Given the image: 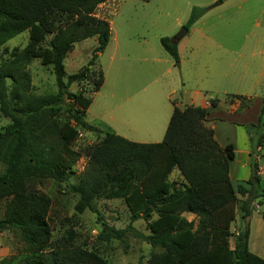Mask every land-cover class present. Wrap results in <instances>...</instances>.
I'll list each match as a JSON object with an SVG mask.
<instances>
[{"label":"trees","instance_id":"trees-1","mask_svg":"<svg viewBox=\"0 0 264 264\" xmlns=\"http://www.w3.org/2000/svg\"><path fill=\"white\" fill-rule=\"evenodd\" d=\"M108 1L0 0V114L11 122L0 129V163L5 166L0 173V204L6 202L0 233L7 228L19 230L28 251L23 264H110L83 248L49 249L52 230L45 216L48 196L33 184L54 181L78 197L76 212L90 211L97 216L102 226L98 241H124L130 232L150 247L161 249L147 264H264V259L250 250L249 227L238 233L234 249L229 242L239 196L243 198L240 212L250 215L258 201L264 221V182L254 162L248 180L236 184L231 180L236 148L218 143L214 130L205 125L209 117L205 108L180 107L174 100L164 139L156 144L131 142L86 121L92 96L87 97L84 89L77 94L69 89L74 83L93 78L100 54L111 41L108 20L96 14ZM204 14L205 9L194 8L185 27L190 30ZM27 31L53 33L50 52L44 55L34 37L23 49L4 48ZM92 38L98 41L92 58L79 72L68 76L66 58L76 44ZM160 42L178 63V41L164 37ZM38 58L53 67L56 94L31 93L28 67ZM104 82L102 70L93 95ZM234 97L243 99L245 108L252 104L247 97ZM211 104L217 107L219 101L212 100ZM245 127L254 156L264 147V95L258 122ZM77 129L99 139L90 148L86 168L79 175L76 165L81 154L70 144ZM76 176L77 181L71 183ZM112 200H123L128 208L130 224L126 229L110 226L95 204ZM184 213L194 214L198 225L188 221ZM141 219L147 223V236L133 226ZM68 241H74L73 234Z\"/></svg>","mask_w":264,"mask_h":264},{"label":"rangeland","instance_id":"rangeland-1","mask_svg":"<svg viewBox=\"0 0 264 264\" xmlns=\"http://www.w3.org/2000/svg\"><path fill=\"white\" fill-rule=\"evenodd\" d=\"M194 8L205 9V14L188 31L190 33L178 41L181 51L187 45V49L182 53L186 62L180 68L182 58L180 57V61L176 63L165 52L160 40L164 37L175 39L187 24ZM96 14L99 17L98 10ZM100 18L108 20L105 16ZM111 20H113L112 32L118 35L119 47L115 50V43L112 41L105 52L100 54L98 68H95L93 78L89 82L74 83L69 89L75 94L84 89L87 97L92 96L94 104L86 114L88 122L100 123L95 117L104 97L103 93L93 95V91L95 80H98L102 70L108 77L106 90L116 91L120 88L129 91L131 78L134 80L137 78L139 81L137 84H147L148 77L145 78L143 72L150 70L151 67L155 68L154 75H157L158 81L150 85L147 90L155 86H172L175 82L179 83L183 76L187 88L199 90V94L193 97L197 105H200L203 99L222 100L226 95L224 89H233L225 86L220 74L228 71L229 81L236 80L241 75L249 78V84L243 90L245 94L238 95L249 97L247 99L251 102L263 98L264 0H122ZM53 36V33L37 34L34 31H27L10 40L4 48L23 49L34 37L38 40L39 48L46 55L50 52L49 43ZM97 47V38L76 44L73 52L65 60L67 75L75 74L85 67ZM145 58L148 61H143ZM230 63H233L232 67H229ZM169 70L171 72H168ZM28 72L32 79L33 95L47 96L58 92L53 67L44 58L35 59L28 67ZM142 85L135 87L140 90ZM232 94L236 93L230 92V95ZM119 98L121 96L118 94L117 102ZM110 103L113 107L114 103ZM225 104L245 108V101L235 98L234 95L227 97ZM131 109L130 103L127 102L120 110H116L115 115L123 111L126 116ZM254 114L253 111H248L240 119L253 123L257 119ZM119 116L123 118L121 114ZM171 116L172 112L169 110L160 135H157L160 139L158 143L164 139ZM127 121H130L129 118ZM110 122L115 125L113 121ZM10 123L9 119L0 114V129ZM124 124L123 129L118 128L119 132L126 133L133 142L140 143L138 141L143 140L144 132L139 130H136V133L131 132L129 124ZM79 130L75 131L70 142L71 146L81 154L76 165L78 175L86 168L90 148L99 140L96 135L84 131L80 133ZM217 131L221 144L228 141L239 151L240 155L231 163V169L233 171L239 169L240 173H244L243 164L247 161L246 172L240 178H233V182L236 184L248 180L251 175L250 165L253 162L257 164L258 175L264 182V147L258 154L249 155L246 160L245 142L241 130L221 124L217 126ZM243 132L250 137L246 127ZM252 133H255V129H252ZM240 168H243V171ZM4 170L5 166L0 163V173ZM76 181L77 176L70 179L71 183ZM33 187L48 196L45 216L52 230L50 250L65 247L83 248L98 253L110 264H147L154 254L162 252L159 248L150 247L142 239L135 238L130 232L126 233L124 241L112 240L106 243L98 241L102 228L100 221L90 211L84 214L75 211L78 197L70 193L64 184L46 181L36 182ZM242 202L243 198L239 196L236 219L230 228L232 232V237L229 239L230 249H234L238 233L249 227L250 250L264 259V221L261 217L263 207L257 201L251 207V214L246 215L239 209ZM95 204L110 226L116 229H126L129 226L130 214L123 200L97 201ZM5 205L6 202L0 204V219L5 215ZM184 216L188 221H194L195 225H198V218L194 214H184ZM133 226L143 236L150 234L147 223L142 219ZM70 234L74 235L72 243L68 241ZM27 256L28 251L19 230L7 228L0 233V264H23Z\"/></svg>","mask_w":264,"mask_h":264},{"label":"crops","instance_id":"crops-1","mask_svg":"<svg viewBox=\"0 0 264 264\" xmlns=\"http://www.w3.org/2000/svg\"><path fill=\"white\" fill-rule=\"evenodd\" d=\"M122 4V0H110L104 4H101L98 8L99 17L105 16L108 18V22L111 26V30L113 29V20L111 18L113 17V13L120 7ZM196 24V23H195ZM195 28V27H194ZM190 33V32H189ZM188 33V34H189ZM115 43V50L119 47V40L118 35L115 32H112L111 41L108 45L110 46L111 42ZM178 45V52L179 57L182 58V63L180 64V68L184 65L186 62L185 59L182 57V53L187 49V45L184 47V49L181 51V48ZM143 61H148V59H144ZM233 63H230L229 67H232ZM155 68L151 67L150 70H145L143 72V76L148 77L147 78V84L142 85L141 83H138V79H130V89L129 91L120 88L119 90H106L107 80L108 77H106L105 74V82L101 88V90L96 93L97 95H101L103 93L104 101L101 105V108L99 112L96 114V120H99L100 123H89L93 125H97L101 128H103L106 131H111L131 142H133L132 139H130L126 133L119 132V129H123V124L126 125V123L130 126V131L136 133V130H139L141 132H144L143 140L138 141L141 144H156L160 142V139H158L157 135H160L161 129L163 128V124L165 121V118L167 117L169 110L173 113V105L172 102L174 100L179 102L180 107H186L190 105L199 106L201 108H205L209 112L208 121L205 123V125L209 126L211 129L214 130L215 133V139L218 141V143L225 147L229 143L228 141L225 144H221L218 139V131L217 126L221 124H227L231 128L240 129L243 134V139L245 142V156L246 160L251 155V146L249 142V136L243 132L244 126L247 124H250L251 122L242 121L240 117H242L244 114H246L248 111H253L256 120H254V124L258 122L260 112L263 105V98H258L257 100H253L252 104L248 108H240V106H234L232 104H225L227 102V97L238 95V94H245L243 92L244 89H246L247 85L249 84V78L245 77L244 75H241L236 80L230 79V81L227 79L230 74L228 71L221 72L222 81L225 83V86H228L233 89H224L225 97L221 100L219 98H210L208 100H202L200 105H197V103L194 102L193 97L197 96L199 94L198 89H189L187 88V84L185 83V79L182 76L180 79V82H175L172 84V86H155L151 90H147L148 87L154 83H157L158 78L157 75H154ZM168 72H171L170 70ZM141 81V80H140ZM234 81V82H233ZM138 85H142L140 87V90H137L136 87ZM136 86V87H135ZM137 90V91H136ZM104 91V92H103ZM230 92H235L236 94L230 95ZM118 94L121 96L119 98V101H116V98L118 97ZM243 96V95H239ZM249 98V97H247ZM252 98V97H250ZM212 100H218L219 105L217 107H213L211 104ZM114 103V106L112 107ZM129 102L130 107L132 108L128 115L124 116V112H120V114L123 116L120 117L118 114L115 115L116 110H120L121 107ZM94 104V100L92 101V104L87 112L90 111L92 105ZM112 107V109H111ZM87 114V113H86ZM129 118V122L127 119ZM122 120L124 123H122ZM110 121H113L115 123L111 124ZM235 146V145H234ZM240 155L239 151L236 150V156ZM237 158V157H236ZM247 161L243 164L244 167V173L246 172V164ZM243 171V168H240ZM243 172H239V169H236L233 171L231 169V180L234 181V179L240 178L242 175H244ZM235 175V176H233ZM234 178V179H233ZM184 214H190V213H184ZM183 214V216H184ZM185 217V216H184ZM186 218V217H185Z\"/></svg>","mask_w":264,"mask_h":264},{"label":"water","instance_id":"water-1","mask_svg":"<svg viewBox=\"0 0 264 264\" xmlns=\"http://www.w3.org/2000/svg\"><path fill=\"white\" fill-rule=\"evenodd\" d=\"M188 29L184 27L181 31V33L175 38L176 41L182 40L187 34H188Z\"/></svg>","mask_w":264,"mask_h":264}]
</instances>
